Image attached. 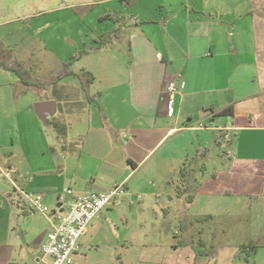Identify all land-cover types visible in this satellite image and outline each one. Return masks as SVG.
Wrapping results in <instances>:
<instances>
[{
  "label": "crops",
  "instance_id": "crops-1",
  "mask_svg": "<svg viewBox=\"0 0 264 264\" xmlns=\"http://www.w3.org/2000/svg\"><path fill=\"white\" fill-rule=\"evenodd\" d=\"M83 4L91 7L83 18L95 11L92 37L99 43L73 62L32 27L0 22V76L7 75L0 81V132L5 136L6 125L15 130L12 143L21 155L5 154L6 167L0 165V264L49 261L42 252L48 219L15 187L42 193L52 209H67L77 194L126 185L123 198L81 237L76 264H105L106 255L98 252L103 244L138 243L139 221L150 211L159 218L162 206L184 203L188 177L216 144H230L232 162L204 175L197 195L205 197L206 208L181 226L214 222L222 207L213 208V198L224 203L225 197L264 195V0H97L77 6ZM60 38L74 42L70 32ZM65 63L68 74L58 79ZM170 82L176 86L172 116ZM52 89L61 90L54 111L61 103L62 113L76 118L67 125L63 150L43 135L35 110L36 103L51 100L42 98ZM95 101L105 120L81 123L79 110L89 112ZM260 248L245 260L228 256L229 264H264ZM200 255L208 257L207 248L186 239L169 245L156 263L196 264Z\"/></svg>",
  "mask_w": 264,
  "mask_h": 264
},
{
  "label": "rangeland",
  "instance_id": "rangeland-1",
  "mask_svg": "<svg viewBox=\"0 0 264 264\" xmlns=\"http://www.w3.org/2000/svg\"><path fill=\"white\" fill-rule=\"evenodd\" d=\"M2 1L0 2V22H8V26L16 24L15 26L32 27L50 47H54L56 51L61 54L64 53L65 56L67 55V60L70 59L72 62L73 60H80L84 56L85 50L94 49L99 43L97 38L93 40L92 37L95 30L91 24L94 23L95 11L83 18V13H91L89 11L91 7H84V4L77 6L79 3L86 2L89 4L97 0ZM24 14H33L34 18H25ZM129 23L133 25L134 22L129 21ZM82 30L87 35L86 40L82 36ZM68 32L74 39L72 45H66L60 38L62 35H67ZM6 80L7 75L4 73L0 76V81L4 83ZM2 88L4 86L0 90ZM55 88L58 90L60 87L55 86L53 89ZM53 89L43 96L44 101L51 99L49 101L56 100L60 102L61 90L54 92ZM89 101H86L87 106H89ZM93 104L89 112L87 110L84 112L83 108L79 110V114L82 116L80 119L84 120L81 123L88 124L91 122L95 124L105 120L102 113L103 109L98 101ZM62 107L63 104L59 103L57 109L46 121L37 116L43 135L60 150H63L62 143L65 142L64 136L68 129L67 125H70L76 119L67 116V113L63 114ZM93 115H96V117L93 118ZM9 116H12V112ZM3 129L5 130V136L1 134L3 133L2 129L0 132V143L3 144V146H0V165L5 168L4 163L8 157L16 158L18 156L20 159L21 155L20 152L17 153L18 151L12 143V140L17 138L15 130L8 129L7 125ZM12 131H14L13 134ZM32 138V142H37L36 136L33 135ZM5 143H7V148L4 147ZM35 147H37L35 152L40 153L42 151L38 149V145H35ZM232 151L229 143L225 147L216 144L209 158L199 159L197 174L193 173L192 176L188 177L187 182L190 185L188 193H190L184 196V203L181 202L177 209L165 208L164 206L156 209L159 218L156 217L154 212L150 211L147 219L144 218L145 222L143 220L139 221L138 229L141 232L139 236H136L138 243L126 244L125 248L103 244L98 252L106 255V257H103L105 264H157L156 262L160 260L159 257L164 255L169 245L180 243L186 239H189L196 249L206 247L209 252L208 257L200 255L196 259V264H229L228 256L232 258L235 255L236 260H245L256 249L264 248V195L262 197L230 196L225 197L224 203L216 202L213 198L215 205L212 207H222L214 217V222L205 225L203 222L200 223L199 220H194V223L188 227L181 226L182 222L193 219L195 214L201 213L206 208L205 197H198L197 195L200 189L199 183L202 184L207 176L212 175L214 171L230 165L232 160L228 155L233 154ZM189 198L192 200L185 202ZM185 203L192 205L187 207ZM251 246H256V248L252 251ZM84 249V252L87 253L91 251V248L86 245ZM261 250V252H264V249ZM187 260H189L188 257Z\"/></svg>",
  "mask_w": 264,
  "mask_h": 264
},
{
  "label": "built area",
  "instance_id": "built-area-1",
  "mask_svg": "<svg viewBox=\"0 0 264 264\" xmlns=\"http://www.w3.org/2000/svg\"><path fill=\"white\" fill-rule=\"evenodd\" d=\"M166 91L169 97L168 114L172 116L175 112V83H168ZM126 190V185L120 183L106 192L77 194L68 204L67 209L62 208L61 204L52 209L42 193L19 187H15L14 191L29 204L33 211L41 213L48 219L47 239L42 246L44 257L49 259L46 264H76V255L81 249V237L107 206L123 198ZM66 192L72 194L73 190L68 189Z\"/></svg>",
  "mask_w": 264,
  "mask_h": 264
},
{
  "label": "water",
  "instance_id": "water-1",
  "mask_svg": "<svg viewBox=\"0 0 264 264\" xmlns=\"http://www.w3.org/2000/svg\"><path fill=\"white\" fill-rule=\"evenodd\" d=\"M54 107H55L54 101L38 102L35 104V110L37 114L45 121L48 115H51L53 113Z\"/></svg>",
  "mask_w": 264,
  "mask_h": 264
},
{
  "label": "trees",
  "instance_id": "trees-1",
  "mask_svg": "<svg viewBox=\"0 0 264 264\" xmlns=\"http://www.w3.org/2000/svg\"><path fill=\"white\" fill-rule=\"evenodd\" d=\"M70 64L68 63H65L63 68L61 69L60 73L58 74V79H61L62 77H64V75H67L68 74V67H69ZM228 111H231L232 110H228ZM251 250H254L256 248V246H251Z\"/></svg>",
  "mask_w": 264,
  "mask_h": 264
}]
</instances>
